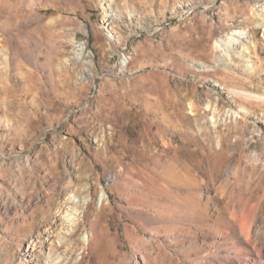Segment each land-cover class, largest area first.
Here are the masks:
<instances>
[{
  "label": "rangeland",
  "instance_id": "rangeland-1",
  "mask_svg": "<svg viewBox=\"0 0 264 264\" xmlns=\"http://www.w3.org/2000/svg\"><path fill=\"white\" fill-rule=\"evenodd\" d=\"M263 7L0 0V264L26 262L27 244L54 229L71 193L87 202L74 244L85 233L96 240L82 264H184L190 250L210 249L205 233L183 231V219L161 220L158 209L183 200L214 224L232 220L228 207L239 211L245 197L258 204L264 233V100L249 95L264 94ZM239 29L254 34L256 50L249 43L235 68L213 66L215 42Z\"/></svg>",
  "mask_w": 264,
  "mask_h": 264
},
{
  "label": "bare ground",
  "instance_id": "bare-ground-1",
  "mask_svg": "<svg viewBox=\"0 0 264 264\" xmlns=\"http://www.w3.org/2000/svg\"><path fill=\"white\" fill-rule=\"evenodd\" d=\"M261 16H264V7L262 8ZM249 43L253 45L256 50L259 42L255 39L252 32H246V30L244 29L233 30L227 35V37H221L214 44L215 55L213 59V66H222L224 68L237 67V60L235 61L234 57H238L241 59L245 57V51L247 50V48H249ZM82 50L83 46H81L80 44L75 45L74 54L76 58H78L79 55L83 53ZM262 63L264 65V62ZM207 68L209 69L206 70H213L209 66H207ZM246 69L252 70L249 64L246 65ZM215 85L220 86L222 85V82H217ZM222 88H224L223 85ZM244 94L248 95L247 93ZM249 95L250 97L253 95L260 100H264V94L252 91L251 93H249ZM194 106L195 105L191 103V109L194 110ZM245 110V106H240V110H238V112L235 111L234 113L236 114L237 118H242V112ZM260 131L261 129L259 130V132ZM213 147L214 146H212V148ZM215 147L218 149L216 150V153L218 156H220L219 158L221 159L219 160L221 161L220 166H218V168L221 170L224 164L222 163L224 161L223 158L225 155V157H227V152H225V150L223 149L222 143L220 141L217 142V145H215ZM157 161L160 165L159 167L163 172L174 174H171L172 177H174L176 173H179L176 171L177 168L175 169V165L173 163H169L167 161V163L162 165L160 163L161 159H157ZM216 161H218V159ZM191 168L187 167V171L192 175L193 168ZM239 170L240 169H237V171L233 170V172H230L229 170V173H225V176L228 178H230L232 175L239 176L241 172H239ZM185 177L187 176L185 175ZM181 178L183 177L181 176ZM147 188L152 190L155 189V187L149 183H147ZM156 190L161 195H169V192L171 191L168 186H163L160 188L158 187L156 188ZM105 198V193H102L100 195V200L104 201ZM247 200L248 199L245 197H240L239 211L235 210L236 207H228V214L233 221L220 220L214 224H208L207 222L209 220H212V214H209L208 211H206L205 213L202 212L201 210H199V208H197L195 204L193 205L191 202H189V200H183L182 203L180 202V204H178V209H158L160 217H162L161 220H166L168 218L172 220L175 218L183 219L185 224V227H183V231L188 234V236L192 235L193 232H195L196 234L197 232H203V234H206L205 237H207V239L211 241L212 245H209L210 249H197L195 251L190 250L188 254H184L179 258L181 259L180 261L184 264H264V233L258 232V204H251V201L249 200V202ZM85 203H87L86 199H80L75 193H71L67 197L66 204L60 210L59 219L54 229L46 231L42 238H36L34 240H31L27 244V247L24 250V258L26 262H23V264H82L81 259L83 257L82 254L84 250L88 248V246L94 245V242L96 241L93 236L87 235L85 233L82 237V244L78 245L77 247L74 244L75 242L73 238V232L75 231V227L78 223L79 215L82 213V209L80 208ZM177 203L179 202L177 201ZM232 222H234V225ZM235 225L237 227H235ZM177 227H169V229L176 230L178 229ZM185 238L187 239L189 237ZM191 239L194 243V239L192 237ZM187 240L191 241L190 239Z\"/></svg>",
  "mask_w": 264,
  "mask_h": 264
}]
</instances>
